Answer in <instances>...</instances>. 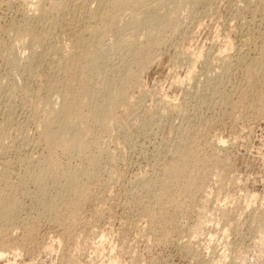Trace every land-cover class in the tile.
I'll list each match as a JSON object with an SVG mask.
<instances>
[{
  "label": "rangeland",
  "instance_id": "374dc122",
  "mask_svg": "<svg viewBox=\"0 0 264 264\" xmlns=\"http://www.w3.org/2000/svg\"><path fill=\"white\" fill-rule=\"evenodd\" d=\"M159 1L162 3L165 1L166 3H164V5L159 4ZM159 1L148 0L147 2L149 5L146 2V5L143 4L146 7L140 6L142 8L151 9L150 14L148 10L144 9V11L142 8L137 11L139 7L134 10H136V13L138 12L137 15L141 13L147 21L151 14V18L153 16L152 19H154L156 16H163V14H174L176 11L174 14L175 16L173 15V19L175 18L174 21L177 23L179 21L180 23L178 24L180 25L177 27L178 29L173 28L176 31L168 26L170 28L167 27L168 29L165 31V34L163 33V36L160 35L162 38L161 46H157L159 47L158 49L155 47L156 50L153 49L152 52L155 51L154 54L156 55H153L154 58L152 57V63L147 64L145 71L140 74L141 76L138 84L132 81L135 83L133 84L122 75L129 64L132 65L133 62H135V56H137V50L135 49H138L140 44L138 46L136 43L137 47L135 44L129 47L121 38H129V40L136 41V39H138L137 36L141 38L143 36L141 34L144 33V31L142 32V28L141 30L138 28L136 31L135 27L132 29V24H130L131 28L129 27V23L132 21L129 15L132 10L130 8L121 10V14L119 13L120 21L117 23L118 25L114 26L115 29H106L104 25L101 24L103 25L101 26L100 23L99 25L94 24L95 28L98 27L100 30L103 27V31H99L96 28L98 30L96 32L98 38L94 37V41L91 38L94 42V44H92V42L91 44L92 46L95 45L98 42L97 39H100L101 42L99 41L100 43H97L99 46H93L95 48L90 47V50L88 49V44V46L86 45V49L88 52L90 51L89 54L91 55L95 53L99 54L100 61L97 63L98 67L96 65L94 69L95 72L97 71V75L92 69V71L89 70V66L91 65H88V69L85 68L90 72L85 73L86 71L84 69V71L81 70L79 74L83 72V76L81 74L82 77L85 78L87 75V79L90 78L88 84H86L87 87H85L89 90L91 88V90L96 91V93H98L100 89L99 95H104L106 91H108L106 93L108 94L109 90H107V87H109L108 85H113L114 80V83H117L116 85L123 84L125 86L126 84L124 91L125 98L118 103L119 108L117 109H119V111L117 110L118 115H116L115 124H111L112 127H109L108 132L106 130L101 131V129L97 128L99 129L96 132L97 134L93 130V133L90 135L92 139L89 137L91 141L89 143L93 147L89 145L88 149L90 147L92 148H90V151L87 150V155L84 157H87L86 159L90 163L91 160H97L95 161L97 167L95 166L96 168H93V170L91 168L88 170L92 171V177H85L87 178L86 180L85 178L81 179L84 189L87 184L89 185H87L85 189L87 194L89 193V196L87 195V199L77 208L78 210L76 211L78 214H75L76 211L75 213L73 212V214L65 204L59 203L60 206L58 204L57 208L60 209L58 210L56 208L57 211L55 209V213L62 214L59 215L60 218H62L59 221L60 218L55 220L51 215L53 218L50 216L51 219H49V217L44 214L42 209L43 205L41 206V203L39 204L38 202L42 200V198L40 199V197H42L40 192L41 188L34 184V182L30 183L29 180H27L28 182L26 183V175H24V173L27 171V168L25 167L30 165V160L31 162L33 160L36 169L44 168V165L51 167V169L47 168L43 170L45 174L47 170V173L51 176L54 173L52 180L51 177L46 174L48 185L50 184L48 190L56 189L54 191H47V198L51 195L50 199H54L57 197L55 191L58 193V184L60 183L61 185L63 183L61 179H59L62 168H72L73 166V168L77 167L76 169H79L78 167L83 169L85 165H90V163L86 159H82V155H74L72 153L66 155V153L63 154L64 152L62 150L60 151L59 148L57 150L55 148H53L54 150L52 148L49 150L50 148L45 144L36 142L39 132L36 130L37 125L35 121L38 114L34 113V105L43 101V99H47L48 95L45 90L47 83L53 82L54 80H57L54 82H61L62 79L69 82L70 80L78 82L81 76L80 78L79 76L76 78L78 73L75 72L73 74V71H69L75 76L74 78L68 70L62 69L66 71V74L62 70H59L61 73H58L57 69L54 70L55 66L58 64L57 61L59 57L55 54L52 56L54 51L53 47L56 42L57 44L55 46H59L64 39V36L63 38L59 36L62 35L61 33L56 35L58 31H55L56 33L54 32L55 43L52 40L53 37L50 43L47 42L50 46L46 43L36 48L38 53H42L44 49L48 51L50 47L51 50L49 49V51L52 53L48 55L49 57L47 56V58L49 59L52 57L51 60L53 61V57L55 56L54 59L56 61L54 60L53 62L57 63L49 64V62H47L50 66L45 65L46 62L41 63L36 53V56L33 55V52L31 54V51L27 48L29 40L26 39L24 43L27 47L22 43L24 41H19V36L17 34H23L30 26H34L36 29H39V31L42 29L44 30V23L41 22L42 19L39 18L40 16L38 14L32 16L28 1L0 0V46H2L0 47V134L3 131V134L7 136L4 135L5 138H3V134L0 135L2 137H0L2 139V144H0V174L5 169L2 174L3 176L0 175V181L3 182H0V191L2 192L5 190L3 193L11 191L10 193L12 196L14 194L13 197H16L18 201L20 200L18 204L21 202V205H18L19 209L17 208L19 212L15 211L16 221L15 219L12 221L11 219L7 220L0 218L2 221L0 222V249L7 251L5 252L6 255L0 259V264H7V261H10L11 264H264V243H260L261 238L264 240V94L262 98L259 93L263 90L260 89L259 84L256 85L255 82H251L253 84H250V81L247 82L249 76L247 77L248 73L245 72L246 67H244V65L246 64L243 65L241 61L246 59V61L253 62L252 60L256 61L259 58L262 59V54H264V15L262 13L264 0L263 2L262 0H195L197 5L194 3V0H190L194 7V9L192 7L190 10H187V6L185 7L187 2H183V0H180V2H178L179 4L176 3L179 0H169L170 2H167L168 0ZM52 2L54 1L52 0ZM55 2L57 3L56 5ZM55 2L52 4L50 0V4H52L50 5L49 0H47L49 5L46 4V6L52 8L61 3L63 10L64 7L65 9L66 7L70 9L75 4H79L83 1L55 0ZM89 3L91 4V8H97L96 1L93 2L90 0ZM181 3L182 5H180ZM150 6L154 7L151 8ZM158 6H160V8ZM127 26L130 30L126 29ZM14 29L17 31V34ZM113 29L115 30L114 32ZM170 29H172V31H169ZM18 30L19 32L22 31V33H19ZM107 30H109L108 33H106ZM99 33L101 36H99ZM114 33L115 35L113 36ZM131 36L133 39H131ZM251 38L254 40H251ZM246 40L250 41L245 43ZM17 41H19L20 44ZM121 42L124 48L120 45V47L116 49L115 47L119 45L118 43L121 44ZM53 43L54 45H52ZM125 44L128 46L127 48ZM228 46L229 48L231 47L230 51L228 50ZM3 47L5 51H2ZM113 47L114 49L112 51ZM131 48L132 51H130ZM27 50L30 51L29 55ZM133 50H135V52ZM47 51L46 53H48ZM11 52L12 54H10ZM128 52H133L134 54L131 55ZM238 53L244 55L245 58L242 59L243 56ZM4 54L10 55V57H8V55L4 57ZM199 55H201V57ZM32 56H34L33 59L35 61H33ZM252 56L254 58H252ZM26 58L32 60L30 63L38 62V64H36V66L34 65L35 63L28 64L27 61L29 62L30 59L26 60ZM123 62L128 65L126 66ZM52 64L55 66H52ZM134 64L136 65V63ZM134 64L132 67H135ZM24 65L25 68L23 67ZM27 65L30 66L28 67L31 69L30 72H32L31 67L34 66V68H38H33L34 72L30 74L29 69L26 68ZM51 66L53 67L52 70L50 69ZM227 67H229V69ZM235 67H237V69ZM23 68L25 71H23ZM226 68L230 71H227ZM224 69L228 75L225 73ZM53 70L54 75L52 73ZM98 70H100L99 72L103 73V75H99L100 73ZM35 71L37 76L34 75ZM91 72L92 74H89ZM188 72H191L189 80L187 78ZM27 73L29 74V76L27 75L28 78L26 77ZM64 74L67 76L70 74L72 77L68 76L65 78L66 76ZM225 74L227 75L226 77L224 76ZM31 75L34 76L32 79ZM51 75L57 79L55 78L53 81H50L53 78ZM90 75H95V77L93 76V78ZM98 75L99 79H97ZM103 76H106V78ZM184 77L186 79H184ZM68 78L71 79L69 80ZM100 78H105L107 83ZM262 78L264 80V77ZM48 79L50 80L48 81ZM107 79H111L109 81L110 83ZM183 79L184 81H182ZM102 81L103 83L100 84L99 82ZM104 82L109 84L106 86ZM75 84L78 85V83L73 82V86L76 88L77 85ZM93 84H95V86L101 85L103 90L98 86V88H96ZM23 85L26 86L24 87ZM44 85L46 86L44 87ZM212 85L214 86L213 88L211 87ZM235 85H237L236 88H234ZM249 85L250 87L248 88ZM252 85L257 88L255 87V89ZM20 86L24 88V92L26 89V91H29L32 95H36H34L35 98L31 97L33 101L35 100L34 102L31 101L30 97H28L29 99L24 98L25 96L23 97V89L20 90ZM28 87H30V90H27ZM41 87L44 90H42ZM86 88H84V92L89 91ZM257 89L260 91L258 92ZM78 91H81L79 94L84 93L82 90ZM38 94H41V96H38ZM20 95H22V97ZM223 95H227L231 101L228 100L227 96L223 97ZM246 95L248 97H246ZM259 95L262 99H260ZM37 97H39L38 99L41 101L37 100ZM225 97L228 101H225ZM243 97H246L245 102L248 103L243 101ZM221 98H223V100H221ZM54 99L55 97L52 98V100ZM257 100H259L260 103ZM30 101L33 102V105H31ZM221 101H225V103ZM251 102L252 104H250ZM220 103L223 104V107H220L222 106ZM229 105H231V107ZM32 106H34L33 110H31ZM40 110L39 113L40 116H42L43 112ZM87 112H89V110H87ZM98 133H101L100 135L102 136ZM94 137H98V140ZM92 141L93 143L94 141L96 142L95 145H93ZM183 147L185 151H189L190 148L188 147H191L192 150L189 152L197 154V157L194 155L196 158L195 161H189V167L192 169L195 164H198L196 167L201 169L200 182L202 184L198 182L201 187H199V190L195 193L193 192L194 196L192 198L195 199L184 196V188L181 187V183H171L174 186L170 184L171 188L168 187L169 190L168 188L167 190L166 188L163 189L162 185L163 182L168 179L166 172H163L165 171L163 169L166 168L164 166L171 164V162L176 159L175 157H181L178 156L181 153L179 154L177 151L183 153ZM186 147L188 148L187 150ZM179 148H183V150ZM96 150H98L97 153ZM50 152L51 156L47 158ZM56 153L59 156L56 155ZM93 154L96 155V157ZM71 155H74L73 158ZM173 156L175 157L173 158ZM94 158L96 159L94 160ZM55 160L58 166H56V162L54 163ZM35 161L40 163L38 167ZM44 161H49L48 163L50 164L47 163L42 165L41 163ZM84 161H87V163H84ZM6 162L7 164H4ZM203 163H205V165ZM162 164L164 166H162ZM61 166L63 167L61 168ZM52 167H56L55 171ZM189 167L188 169L190 170ZM214 169H216V171ZM208 170L210 173H208ZM93 171H95L96 174ZM202 173L205 175L202 176ZM163 174H166V177L164 176V178H166L165 180ZM2 177L8 178L5 179ZM21 177L22 180L24 179V183L22 180V182L20 181ZM157 177H159L158 179H162H155L156 182L154 178ZM3 179H5V181ZM49 179L52 182H50ZM142 181H145V183H141ZM147 181L152 182V184ZM13 182L14 184H12ZM52 183H56V185ZM153 183H156L157 186L153 185ZM150 184L153 186H151L152 188L149 186ZM23 185L27 188L25 189ZM53 186L55 188H53ZM7 189L10 190L7 191ZM36 189L38 190L36 191ZM159 189L162 194L159 193ZM13 190L15 191L14 193ZM165 190L169 192L167 195ZM38 192H40V194ZM149 192L152 194H149ZM34 193L39 197L36 198L37 195ZM54 194L56 197H54ZM33 196H36L35 199ZM156 197L161 199H157ZM185 197L187 203L184 201ZM187 199H191V201H187ZM35 200H38V204ZM148 200L152 201L148 203V205L151 204L152 206L150 205V207H153V209L146 207L147 202H149ZM179 202L181 204H179ZM154 204L157 205L155 206ZM63 206L65 207L63 208ZM160 207L162 208L160 209ZM148 208L150 209L148 210ZM62 209L64 210L63 213L60 212ZM157 211L162 213L160 217ZM153 212H157V215L153 214ZM163 212L165 216H167H164L166 219L162 217L164 214ZM39 214H41L42 217H46L42 218ZM148 214L153 215L154 219L151 215L149 217ZM63 216L65 217L63 218ZM73 217L76 221H74ZM157 217L159 219H157ZM198 217H200L203 222ZM151 218L160 221V223L153 221ZM161 218L164 222H167L164 223L160 220ZM10 221L14 227L11 225ZM198 221L203 224L201 225L202 229L199 225L201 223ZM196 222H198V224ZM156 223L157 225L159 224L160 227H157ZM195 224L197 226L199 225L202 230L200 234H197L198 236L194 234V229L196 228ZM224 229L228 230V233L226 232V237L222 236L223 232L226 231Z\"/></svg>",
  "mask_w": 264,
  "mask_h": 264
},
{
  "label": "bare ground",
  "instance_id": "6f19581e",
  "mask_svg": "<svg viewBox=\"0 0 264 264\" xmlns=\"http://www.w3.org/2000/svg\"><path fill=\"white\" fill-rule=\"evenodd\" d=\"M25 1H28L29 2V9L32 11V16H34V15H36V14H38L40 17L39 18H41L42 19V23H44V30L42 29V30H40L39 31V29H36L34 26H30V28H27L25 31H24V28H23V31H24V33L23 34H17V31H15V29H14V31L16 32V34L19 36L18 38H19V41L21 42V41H24V42H22L23 44L25 43V40L27 39V40H29V44H27L28 45V47L24 44V46H26L27 48H28V50H30L31 51V54H32V52H33V55H35L36 56V54H37V58H38V60L41 62V63H44V62H46V64L45 65H48V66H50L49 64L50 63H55V62H53L55 59H54V57H53V61L51 60L52 59V57L51 58H47V56L48 55H50L51 53H50V51H49V49H50V47H49V49H48V51L47 50H43L42 51V53L40 52V53H38L37 51H36V48H37V46H43L44 44H46L47 42L48 43H50V40L55 36V34H54V32L56 31H58L57 33H56V35L58 34V33H61L62 35H59V36H62V38H63V36H64V39L62 40V43H60V45L59 46H55L56 44H57V42H56V44L54 45V39H55V37L52 39L53 40V44L52 45H54V47H53V54H52V56L55 54V55H57L58 57H59V59L57 58V56H56V58L58 59V61H57V63H55V64H57L56 66L54 65V64H52V66H55V68H54V70L55 69H57L58 70V73L60 72L59 70H62V69H64V70H68V72L69 71H73V74L75 73V72H77L78 74H77V76H76V78H78V76H79V78H80V76H81V74L83 73H81V74H79L80 72H81V70H83L84 71V69L85 68H87L88 67V65H91V66H89L90 67V69L89 70H93L94 71V69H95V66L97 65V63H99V61H100V57H99V54H94V55H91V54H89V52H88V50L86 49V47L88 46V44H89V50H90V47H93V46H97L98 44V42L100 41V39H97L98 40V42H97V40H96V44L95 45H93L92 46V44H94V37L96 38L98 35H97V31L99 30V31H103V27H102V29L100 30V29H98V27H96L95 28V25L94 24H98L99 25V23H100V25L101 24H103L104 25V27L107 29V28H109V29H111V28H114V26H116V25H118L117 23L120 21L119 19H120V15H119V13L121 14V10H123L124 8H130L132 11L130 12V18H131V22L129 23V27L131 26L130 24H132L133 26H131L132 27V29H133V27H135V29H136V31H137V29L138 28H140L139 30H141V28L143 29L142 30V32L144 31V33H142L141 35H143L141 38H139L138 36H137V38L138 39H136V41H134V40H129V38L128 39H122L121 38V40L122 41H125V43L127 44V45H129V47L131 46L132 47V45H134L135 44V46L137 47V45H136V43L138 44V46H139V44H140V46H139V48L138 49H135V50H137L136 51V53H137V56H135L136 58H135V62H133V64L134 63H136V65H135V67H132V65H130L129 64V66H131V67H127V69L123 72V76H125V78H127V80H130L131 82L133 81V82H135V83H139V78H140V74L142 73V72H144L145 71V69H146V67H147V64H149V63H152L151 62V60H152V57H153V55H156V54H154L155 53V51L154 52H152L153 51V49H155V47H157V46H159L160 44H161V42H162V38L160 37V35H162L163 33L165 34V31H167V29L168 28H177V27H179V25L180 24H178V23H180L179 21H178V23L176 22V21H174V19H173V15L176 13V11H175V13L174 14H170V13H168V14H163V16H156L154 19H152L153 18V16H152V18H151V15H150V17H149V20L147 21L146 20V18L145 17H143V15H141V13H140V15H137V13L135 12L136 10H134L135 8H138L139 7V9L137 10V11H139L140 10V8H142V7H140V6H145L146 5V2L148 1V0H91V1H96V3H97V8L96 9H93V8H91L90 7V3H89V1L90 0H82L83 2H80L79 4L77 3V4H75L74 6H72V8H70L69 9V7H66V9H65V7L63 8V10H62V5H61V3H60V5L58 4L57 6H54V7H52V8H50V7H48V6H46V4H48L47 3V0H25ZM54 2H55V0H53ZM73 1V0H72ZM150 1V0H149ZM159 1V0H158ZM163 1V0H162ZM167 1V0H166ZM172 1H175V0H172ZM171 1V2H172ZM182 1V0H181ZM184 1H186L187 3H186V5H185V7L187 6V10L189 9H191L192 7H193V4H192V2H190V0H183V2ZM191 1H193V0H191ZM200 1V0H199ZM199 1H197V2H199ZM250 1V0H249ZM54 2H52V0H51V3L53 4ZM59 2V1H58ZM160 2V1H159ZM167 2H170L169 0L167 1ZM178 2H180V0L179 1H177L176 3H178ZM182 2V3H183ZM262 2H263V0H262ZM74 3H75V1H74ZM164 3H166L165 1H163V3L162 2H160L159 4H163L164 5ZM173 4H175L174 2H172ZM182 3L180 4V5H182ZM194 3H196V1L194 0ZM49 4H50V0H49ZM48 4V5H49ZM52 4H50V5H52ZM57 3L55 2V5H56ZM143 4H145V5H143ZM147 4H148V2H147ZM179 4V3H178ZM185 4V3H184ZM201 4V3H200ZM259 4V3H258ZM258 4H257V6H258ZM264 4V3H263ZM65 5V4H64ZM149 5V4H148ZM152 5V4H151ZM196 5H197V3H196ZM27 6V5H26ZM167 6V5H166ZM178 6V5H177ZM176 6V7H177ZM195 6V5H194ZM146 7V6H145ZM142 8L143 10L144 9H146V8ZM151 7V6H150ZM152 7H154V6H152ZM151 7V8H152ZM159 8H160V6H158ZM173 7V6H172ZM171 7V8H172ZM179 7V6H178ZM263 7V6H262ZM147 8H149V7H147ZM175 8V7H174ZM240 8V7H239ZM258 8V7H257ZM141 9V10H142ZM155 9H157V8H155ZM193 9H194V7H193ZM193 9H192V11H193ZM256 9V8H255ZM27 10V9H26ZM146 10H148L149 11V14H150V10L151 9H146ZM159 10V9H158ZM262 10V9H261ZM263 10H264V7H263ZM263 10H262V13H263V15H264V12H263ZM145 11V10H144ZM186 11V10H185ZM192 11H189V12H192ZM259 11V10H258ZM152 12H154V11H152ZM156 12V11H155ZM188 12V13H189ZM33 13H35V14H33ZM143 14L145 13V12H142ZM157 13V12H156ZM155 13V14H156ZM146 14V13H145ZM148 14V13H147ZM158 14V13H157ZM190 14V13H189ZM192 14V13H191ZM252 14V13H251ZM254 14V13H253ZM259 14V13H258ZM153 15H154V13H153ZM159 15V14H158ZM149 16V15H148ZM175 16V15H174ZM36 17V16H35ZM255 17V16H254ZM37 18H38V16H37ZM36 19V18H35ZM28 20V19H27ZM39 21V20H38ZM23 22H25V21H23ZM40 22V23H41ZM27 23V22H26ZM42 23H41V25H42ZM29 24V23H28ZM103 25H101V26H103ZM40 26V25H39ZM43 26V25H42ZM168 26H170V27H168ZM243 26V25H242ZM117 27H119V26H117ZM128 26H127V28L126 29H128L129 28ZM130 27V28H131ZM168 27V28H167ZM19 28V27H18ZM41 28V27H40ZM43 28V27H42ZM104 28V29H105ZM181 28V27H180ZM19 29H21V28H19ZM105 29V30H106ZM115 29V28H114ZM113 29V32L115 31ZM172 29H170L169 31H172ZM178 29V28H177ZM182 29V28H181ZM17 30V29H16ZM104 30V31H105ZM120 30V29H119ZM128 30H130V29H128ZM173 30H175V29H173ZM135 31V30H134ZM176 31V30H175ZM11 32V31H10ZM18 32H19V30H18ZM109 32V30H107V32L106 33H108ZM111 32V31H110ZM116 32H117V30H116ZM19 33H22V31L21 32H19ZM101 33V32H100ZM99 33V34H100ZM132 33V32H131ZM141 33V32H140ZM170 33V32H169ZM246 33V32H245ZM105 34V33H104ZM104 34H102V35H104ZM128 34V33H127ZM15 35V34H14ZM115 35V33L113 34V36ZM125 35V34H124ZM123 35V36H124ZM99 36H101V34L99 35ZM163 36V35H162ZM167 36V35H166ZM58 37V36H57ZM56 37V40L58 39ZM104 37V36H103ZM132 37V36H131ZM227 37H229V36H227ZM91 38H92V40H91ZM98 38V37H97ZM246 38V37H245ZM253 38V37H252ZM251 38V40H254V39H252ZM59 39H60V37H59ZM102 39V38H101ZM120 39V38H119ZM131 39H133V37L131 38ZM166 39V38H165ZM248 39V38H247ZM250 39V38H249ZM257 39H258V37H257ZM51 40V41H52ZM61 40V39H60ZM120 40V41H121ZM230 40V39H229ZM14 41V40H13ZM19 41H17L18 43H19ZM58 41V40H57ZM163 41H164V39H163ZM250 40H246L245 41V43L246 42H249ZM263 41V40H262ZM27 42V41H26ZM91 42H92V44H91ZM101 42V41H100ZM99 42V43H100ZM119 42V41H118ZM231 42V41H230ZM21 43V44H22ZM47 43V44H48ZM228 43V42H227ZM256 43V42H255ZM20 44V43H19ZM18 44V45H19ZM22 44V45H23ZM102 44V43H101ZM117 44V43H116ZM119 44V45H118ZM117 45V47H115L116 49H118L119 47H120V45H122V42H121V44L120 43H118ZM123 44H124V42H123ZM126 44H125V46H126ZM164 44V43H163ZM263 44H264V42H263ZM21 45V46H22ZM49 46H50V44H48ZM51 45V46H52ZM87 45V46H86ZM91 45V46H90ZM228 45H230V44H228ZM244 45V44H243ZM99 46V45H98ZM123 46V48H124V45H122ZM161 46V45H160ZM227 46V45H226ZM226 46H225V48H226ZM232 46V45H231ZM264 46V45H263ZM0 47H2V46H0ZM14 47V46H13ZM25 47V48H26ZM47 47V46H46ZM95 47H93V48H95ZM128 46H126V48H127ZM15 48V47H14ZM26 48V49H27ZM48 48V47H47ZM46 48V49H47ZM52 48V47H51ZM125 48V49H126ZM159 47H157V49H158ZM224 48V47H223ZM222 48V49H223ZM228 48H229V46H228ZM231 48V47H230ZM230 48L228 49L229 51H230ZM113 49H114V47L112 48V51H113ZM246 49V48H245ZM4 50V47H3V49H2V51ZM27 50V51H28ZM51 50V49H50ZM127 50H129V49H127ZM135 50H133L134 52H135ZM156 50V49H155ZM240 50V49H239ZM251 50V49H250ZM261 50H263V49H261ZM5 51V50H4ZM30 51H28V55H29V53H30ZM46 51L48 52V53H46ZM117 51V50H116ZM130 51H132V48H131V50ZM209 51V50H208ZM227 51V50H226ZM226 51H224L225 53H227ZM248 51V50H247ZM252 51V50H251ZM6 52H7V50H6ZM10 52V51H9ZM9 52H8V54H9ZM223 52V53H224ZM240 52H241V50H240ZM262 52V51H261ZM13 53H15V52H13ZM36 53V54H35ZM91 53H93V52H91ZM128 53H130V52H128ZM205 53V52H204ZM225 53H224V55H225ZM8 54H4L3 56L5 57L6 55H8ZM10 54H12V52L10 53ZM30 54V55H31ZM131 55L132 54H134L133 52L132 53H130ZM220 54V53H219ZM238 54H240V53H238ZM27 55V56H28ZM91 55V56H90ZM120 55H121V53H120ZM124 55H126V54H124ZM131 55H130V58H131ZM201 55H202V53H201ZM201 55H199L200 57H201ZM223 55V56H224ZM237 55V54H236ZM241 55V54H240ZM248 55V54H247ZM263 56H262V59H258V60H256V61H254V60H252L253 62H249L248 60L246 61V59H243V58H245V56L244 55H241V56H243L242 57V59L243 60H241L243 63V65L244 64H246V65H244V67H246V71L245 72H247L248 74H247V77L249 76V79H247V82L248 81H250V84H253V83H251V82H255V84L257 85V84H259V86H260V89L261 90H263L264 91V80H263V78L262 77H264V54H262ZM127 56V55H126ZM129 56V55H128ZM239 56V55H238ZM261 56V55H260ZM7 57V56H6ZM8 57H10V55H8ZM29 57V56H28ZM33 57L34 56H32V59H33ZM49 57V56H48ZM124 57V56H123ZM122 57V58H123ZM202 57H203V55H202ZM3 58V57H2ZM14 58V57H13ZM13 58H12V60H13ZM17 58H18V56H17ZM154 58V57H153ZM156 58V57H155ZM239 58H240V56H239ZM252 58H254L253 56H252ZM28 59H30V58H26V60H28ZM123 59H125V58H123ZM123 59H121V60H123ZM219 59V58H218ZM10 60V59H9ZM15 60V59H14ZM21 60V59H20ZM131 60L133 61V59L131 58ZM223 60H225V59H223ZM30 61H32L31 59L29 60V62L27 61V63L29 64L30 63ZM33 61H35L34 59H33ZM56 61V60H55ZM126 61V60H125ZM129 61V60H128ZM131 61V62H132ZM210 61V60H209ZM213 61V60H212ZM238 61V60H237ZM240 61V60H239ZM10 62V61H9ZM36 62H37V60H36ZM39 62V63H40ZM47 62H49V64L47 63ZM16 63V62H15ZM33 64L35 63V62H32ZM32 63H30V64H32ZM90 63V64H89ZM124 63V62H123ZM123 63H121V64H123ZM126 63H128V62H126ZM239 63H241V62H239ZM17 64V63H16ZM16 64H14V65H16ZM36 64H38V62L37 63H35L34 65L36 66ZM125 64V63H124ZM44 65V64H43ZM85 65V66H84ZM126 65V64H125ZM128 65V64H127ZM126 65V66H127ZM229 65H230V63H229ZM237 65V64H236ZM19 66V65H18ZM39 66H40V64H39ZM51 66V70H52V67ZM124 66V65H123ZM122 66V67H123ZM125 66V67H126ZM24 68H25V65L23 66ZM28 67H30V66H26V68H28ZM97 67H98V65H97ZM96 67V68H97ZM231 67V66H230ZM233 67V66H232ZM23 68V69H24ZM32 68V72H30L31 71V69L30 68H28L29 69V72H30V74H33V70L36 68H34V66L33 67H31ZM34 68V69H33ZM38 68V67H37ZM36 68V69H37ZM48 68V67H47ZM100 68V67H99ZM98 68V69H99ZM124 68V67H123ZM228 69H229V67H227ZM226 68V69H227ZM236 69H237V67H235ZM44 69H45V67H44ZM88 69V68H87ZM116 69V68H115ZM193 69V68H192ZM227 69V71H230V70H228ZM233 69V68H232ZM50 70V71H51ZM54 70H53V75H54ZM64 70H62V71H64ZM87 71L86 69H85V73H87V72H90V71ZM91 70V71H92ZM225 70V69H224ZM239 70H240V68H239ZM23 71H25V69L23 70ZM37 71V70H36ZM36 71H35V74L34 75H36ZM46 71V70H45ZM100 70H98V72H99ZM191 71V70H190ZM28 72V71H27ZM66 71H64V73H65ZM95 72V71H94ZM97 72V71H96ZM96 72H95V74H96ZM192 72V71H191ZM191 72H188L187 73V75H188V80L190 79V77H191ZM208 72V71H207ZM221 72H223V71H221ZM61 73V72H60ZM70 73V72H69ZM100 73V72H99ZM122 73V72H121ZM124 73H125V75H124ZM225 73H226V70H225ZM51 74V73H50ZM56 74V73H55ZM66 74V73H65ZM64 74V75H65ZM74 78H75V76L72 74V73H70ZM70 74H68V76H70V77H72ZM84 74V73H83ZM83 74H82V76H83ZM89 74H92V72L91 73H89ZM88 74V75H89ZM220 74V73H219ZM227 75H228V73H226ZM224 75L225 77L227 76V75ZM242 74V73H241ZM246 74V73H245ZM27 75L29 76V74L27 73L26 74V77H27ZM59 75V74H58ZM63 75V74H62ZM86 75V74H85ZM97 75V74H96ZM99 75H103V73H100ZM99 75H98V78H97V76H96V78L97 79H99ZM23 76V75H22ZM37 76V75H36ZM56 76V75H55ZM66 76V77H65ZM64 77L65 78H67L68 76L67 75H65ZM81 76V78H80V80L78 79V82L77 81H75V80H73V81H71L69 78V80H70V82L69 81H66L65 79V81L62 79H60L61 80V82H54V81H57V80H54L53 81V79H55L54 78V76H52L51 75V77H53L52 78V80H50L51 79V77H50V79H48V81L50 80V81H53V82H49V83H47V86L46 85H44V87L46 86V94L48 95V97L46 96V94H45V96L47 97V99H46V97H45V99L46 100H44L43 99V101H41V100H39L38 98L39 97H37V100H39V101H41V102H39V103H36L34 106H32V109L31 110H33V107H34V113H36V114H38V116H36V121H35V123H36V125H37V131L39 132V135H38V137H37V139H36V142L37 143H43V144H45L48 148H50L49 150H51V148L53 149V148H55L56 150L59 148L60 149V151L62 150L64 153L63 154H65L66 153V155H68V154H76V155H82L83 157L84 156H86L87 154H86V152H87V150H89L90 151V148H92L93 146L89 143V142H91L90 140H89V137L91 138V134L93 133L92 131L94 130L95 131V133L99 130V129H101V131L102 130H106L107 132H108V130H109V127H112V125L111 124H113L114 123V121L116 120V115H118L117 114V112L119 111V109H117V108H119V106H118V103L119 102H121L120 100H122L123 101V98H125V94H124V91H125V86H126V84H125V86L121 83L122 81L120 80V83L122 84V85H116L115 83H114V81H113V85H108L110 82V80H108L107 79V81L109 82L108 84H106L107 82H106V80H105V78H106V76H103V77H105L104 79H101V80H105V82H104V84L107 86H109V87H107L108 89L107 90H109V93L108 94H106L108 91H106V95L104 94V95H99L98 93H100V91L98 90V89H96V88H98V87H101V89H102V86L100 85V86H95V84H98L97 82L95 83V84H93L96 88V90H98V93H96V91H92L91 90V88H90V90L88 89V88H86L87 87V85L86 84H88V80L90 79V78H88L87 79V75L85 76V78L84 77H82ZM90 76H94L95 77V75H90ZM194 76V75H193ZM32 77H34V76H32L31 75V79H32ZM49 77V76H48ZM62 77V76H61ZM93 77V78H94ZM101 77V76H100ZM221 77V76H220ZM245 77H246V75H245ZM246 77V78H247ZM28 78V77H27ZM246 78H245V80H246ZM25 79V78H24ZM29 79H30V77H29ZM57 79V78H56ZM73 79V78H72ZM184 79H186L185 77H184ZM184 79L182 80V81H184ZM226 79V78H225ZM262 79V80H261ZM36 80V79H35ZM46 80H47V78H46ZM93 80V79H92ZM91 80V81H92ZM96 80V79H95ZM123 80V79H122ZM126 80V79H125ZM24 81V80H23ZM27 81H29V80H27ZM31 81V80H30ZM59 81V80H58ZM90 81V82H91ZM97 81V80H96ZM100 81V80H99ZM103 81L102 82H99L100 84L101 83H103ZM185 81H187V80H185ZM35 82V81H34ZM73 82H76V83H78V85L77 84H75V85H77V87L75 88V86H73ZM89 82V83H90ZM93 82V81H92ZM112 82V81H111ZM128 82V81H127ZM126 82V83H127ZM130 82V83H131ZM132 82V83H133ZM208 82V81H207ZM241 82V81H240ZM246 82V83H247ZM119 83V84H120ZM129 83V82H128ZM135 83H133V84H135ZM242 83V82H241ZM112 84V83H111ZM115 84V85H114ZM217 84V83H216ZM28 85V84H27ZM92 85V84H91ZM103 85V84H102ZM214 85V84H213ZM211 86L212 88L214 87V86ZM221 85V84H220ZM246 85H248V84H246ZM24 87L26 86V85H23ZM43 86V85H42ZM86 86V87H85ZM222 86V85H221ZM236 86L237 85H235V87L234 88H236ZM254 85H252V87H253ZM22 86H20L19 88H20V90L21 89H23L21 92H22V94H23V97L24 98H26V99H29L28 97H32V98H35L34 97V95H32L29 91H26V89H25V92H24V88H21ZM112 89H111V88ZM246 87V86H245ZM250 87V85L248 86V88ZM256 86H254V88H255ZM84 88H86L87 90H89V91H86V92H84ZM93 88V87H92ZM105 88V87H104ZM110 88V89H109ZM215 88H216V85H215ZM214 88V89H215ZM231 88V87H230ZM238 88V87H237ZM253 88V89H254ZM257 88V87H256ZM255 88V89H256ZM41 89H42V87H41ZM85 89V90H86ZM218 89V88H217ZM225 89V88H224ZM19 90V91H20ZM27 90H30V87H28L27 88ZM42 90H44V89H42ZM78 90H82V92H84V93H82V94H79V92H81V91H78ZM103 90V89H102ZM105 90H106V88H105ZM105 90H104V92H105ZM216 90V89H215ZM236 90V89H235ZM234 90V91H235ZM241 90V89H240ZM243 90V89H242ZM258 90V89H257ZM256 90V91H257ZM209 91V90H208ZM213 91V90H212ZM260 90H258V92H259ZM263 91L262 92H260L259 94L261 95V97L263 96ZM77 92H78V94H77ZM250 92V91H249ZM248 92V93H249ZM252 92H253V90H252ZM255 92V91H254ZM4 93H5V91H4ZM17 93V92H16ZM37 93V92H36ZM44 93V92H43ZM103 93V92H102ZM101 93V94H102ZM209 93V92H208ZM211 93V92H210ZM248 93H247V95H248ZM251 93V92H250ZM255 93H257V92H255ZM254 93V94H255ZM220 94H222V93H220ZM258 94V93H257ZM217 95V94H216ZM239 95V94H238ZM246 95V97H248ZM260 95H259V97H260ZM21 97H22V95H20ZM36 96V95H35ZM38 96H41V94L39 95L38 94ZM208 96V95H207ZM213 96H214V94H213ZM224 96H227V95H223V97ZM7 97H8V95H7ZM14 97V96H13ZM20 97V98H21ZM53 97H55V99L54 100H52V98ZM231 97V96H230ZM245 97V98H246ZM252 97V96H251ZM260 97V99H262ZM23 98V99H24ZM31 98V101H33V99ZM41 98V97H40ZM44 98V97H43ZM226 98V97H225ZM227 98H228V96H227ZM227 98H226V100L225 101H228V100H230L231 101V99H229L228 98V100H227ZM244 98V97H243ZM245 98L243 99V101L245 102L246 100H245ZM257 98V97H256ZM11 99V98H10ZM23 99H22V101H23ZM42 99V98H41ZM240 99H241V97H240ZM258 99V98H257ZM259 99V100H260ZM221 100H223V98H221ZM259 100H257L258 102H259ZM29 101V100H28ZM30 101V102H31ZM35 101V100H34ZM33 101V102H34ZM207 101V100H206ZM205 101V102H206ZM225 101H221V102H224L225 103ZM250 101V100H249ZM262 101V100H261ZM27 102V101H26ZM33 102H31V105H33ZM37 102V101H36ZM220 102V101H219ZM233 102H235V101H233ZM232 102V103H233ZM238 102H241V101H238ZM253 102V101H252ZM252 102L250 103V104H252ZM29 103V102H28ZM236 103V102H235ZM245 103H248V102H245ZM260 103V102H259ZM220 104H222V103H220ZM229 104V103H228ZM227 104V105H228ZM240 104V103H239ZM38 105V106H37ZM121 105V104H120ZM242 105H243V103H242ZM29 106V105H28ZM118 106V107H117ZM230 107H231V105H229ZM246 106V105H245ZM220 107H223V104H222V106H220ZM219 107V108H220ZM224 107H226V106H224ZM252 107V106H251ZM260 107V106H259ZM11 108V107H10ZM29 108V107H28ZM233 108V107H232ZM246 108V107H245ZM245 108H243V109H245ZM257 108V107H256ZM40 109H42V110H40ZM252 109V108H251ZM255 109V108H254ZM253 109V110H254ZM13 110V109H12ZM30 110V111H31ZM39 110L40 111H42L43 113H42V116H40V113H39ZM87 110H89V112H87ZM118 110V111H117ZM222 110V109H221ZM257 110V109H256ZM262 110V109H261ZM231 111V110H230ZM235 111H236V109H235ZM260 111V110H259ZM263 111V110H262ZM10 112V111H9ZM88 114H87V113ZM225 112V111H224ZM32 113H33V111H32ZM33 113V114H34ZM231 113V112H230ZM229 113V114H230ZM256 113V112H255ZM260 113V112H259ZM226 114V113H225ZM240 114V113H239ZM261 114V113H260ZM35 117V116H34ZM255 117V116H254ZM118 122V121H117ZM115 124V123H114ZM111 125V126H110ZM117 125V124H116ZM115 125V126H116ZM21 127V126H20ZM2 128V127H1ZM97 128H99V129H96ZM18 129V128H17ZM111 129V128H110ZM202 129V128H201ZM6 133V132H5ZM26 133V132H25ZM104 133H105V131H104ZM3 134V131L1 132V134L0 135H2ZM97 134V133H96ZM99 135L101 134V133H98ZM103 134V133H102ZM5 134H3V138H5V136H4ZM25 135V134H24ZM94 135V134H93ZM98 135V136H99ZM100 136H102V135H100ZM99 136V137H100ZM1 137V136H0ZM7 137V136H6ZM25 137V136H24ZM2 138V137H1ZM0 138V144H2L1 143V139ZM28 138V137H27ZM95 138V137H94ZM98 138V137H97ZM97 138H95V139H97ZM7 139V138H6ZM33 139V138H32ZM92 139V138H91ZM98 140V139H97ZM188 140V139H187ZM187 140H186V142H187ZM219 140V139H218ZM217 140V141H218ZM96 141V140H95ZM94 141V143H93V141H92V143H93V145H95V142ZM184 141V140H183ZM222 141V140H221ZM3 142V141H2ZM5 142V141H4ZM24 142V141H23ZM27 142V141H26ZM35 142V141H34ZM180 142V141H179ZM219 142V141H218ZM223 142V141H222ZM19 143V142H18ZM28 143V142H27ZM181 143V142H180ZM190 143H191V141H190ZM220 143V142H219ZM29 144V143H28ZM197 144V143H196ZM221 144V143H220ZM224 144V143H223ZM26 145V144H25ZM89 145H91L92 147H90L89 149H88V147H89ZM98 145V144H97ZM191 145V144H190ZM1 146V145H0ZM39 146V145H38ZM159 146V145H158ZM180 146V145H179ZM188 146V145H187ZM212 146V145H211ZM26 147V146H25ZM24 147V148H25ZM31 147V146H30ZM97 147V146H96ZM176 147H178V146H176ZM176 147H174V148H176ZM198 147V146H197ZM2 148H3V145H2ZM6 148V147H5ZM19 148V147H18ZM45 148V147H44ZM43 148V149H44ZM184 148V147H183ZM183 148H181L182 150H183ZM188 148H190L189 149V151H191L192 150V148L191 147H188ZM187 147H186V150L188 149ZM28 149V148H27ZM155 149V148H154ZM180 149V148H179ZM180 149V150H181ZM197 149V148H196ZM0 150H1V148H0ZM29 150V149H28ZM54 150V149H53ZM97 151L98 150H96V153H97ZM173 151H175V150H173ZM177 151V150H176ZM189 151H185V148H184V152L182 153V152H180V151H177V152H179V154L180 155H178V156H181V157H175V156H173V158L175 157L176 159H174L173 160V158H172V162H171V164H169L168 166H164L163 164H162V166H164V167H166L165 169H163V170H165V171H163L164 173L166 172V174H167V178L168 179H166V178H164V176L166 175H164L163 174V178H164V180L166 179V181L165 182H163V189H165L166 188V190H167V188L168 187H170V184L171 183H175V184H177V183H181L182 185H181V187H183L184 188V196H187V197H189V198H192L193 196H194V193L197 191V190H199V187H201V185L199 186V184H198V182H200L201 180V169L200 168H198V167H196V165H198V164H195V166H193L192 167V163H191V167H192V169L189 167V161L190 160H193V161H195L196 160V158H195V156L197 155L195 152H193V153H195V154H192L191 152H189ZM19 152V151H18ZM61 153V152H60ZM95 153V154H96ZM171 154H172V152H170ZM174 153V152H173ZM200 153V152H199ZM198 153V154H199ZM48 154V153H47ZM170 154V155H171ZM176 154H178V153H176ZM175 154V155H176ZM46 155V154H45ZM55 155V154H54ZM56 155H58L57 153H56ZM65 155V156H66ZM73 155V156H74ZM91 155H92V153H91ZM94 155V154H93ZM97 155V154H96ZM96 155H94L95 157H96ZM172 155H174V154H172ZM195 155V156H194ZM26 156V155H25ZM41 156V155H40ZM50 156H51V152H50V155H49V157H47V158H50ZM59 156V155H58ZM70 156V155H69ZM73 156L71 155V157L73 158ZM81 156V157H82ZM201 156V155H200ZM1 157V156H0ZM29 157V156H28ZM44 157V156H43ZM57 157V156H56ZM80 157V156H79ZM82 157V159H86L87 157H84L83 158ZM197 157V156H196ZM23 158V157H22ZM54 158V157H53ZM78 158V157H77ZM90 158V157H89ZM220 158V157H219ZM37 159V158H36ZM43 159V158H42ZM45 159H46V157H45ZM51 159H52V157H51ZM56 159V158H55ZM75 159V158H74ZM82 159H80V160H82ZM91 159V158H90ZM93 159V158H92ZM96 158H94V160H95ZM214 159V158H213ZM225 159V158H224ZM5 160V159H4ZM57 160V159H56ZM56 160L54 161V163L56 162ZM87 160V159H86ZM164 160V159H163ZM218 160V159H217ZM29 161V160H28ZM38 161L40 162V160L38 159ZM70 161V160H69ZM83 161V160H82ZM88 161V160H87ZM87 161H84V163L86 162L87 163ZM95 161H97V160H95ZM95 161H93V160H91V163H90V165H88V167L86 168V166L87 165H85L84 166V168L82 169H80V167H78L79 169H76V168H73V166H72V168L70 167H68V168H64L63 166H61V168H62V170H61V173H60V178L59 179H61V181L63 182L61 185H60V183L58 184V186H59V188H57V191H58V193L55 191V193L57 194L56 196H55V194H54V197H56V198H54V199H50V196L51 195H49L48 196V198H47V191H50V190H56V189H50V190H48V188H50V184L48 185V181L46 180V179H48V178H46V174H48L47 172V170H46V174L44 173V170L43 169H51V167L50 166H47V165H44V164H47L48 162L47 161H44L43 163H41L42 165H44L43 167L44 168H41V169H36V166H35V164L33 163V160H32V162H31V160H30V163L29 162H27V163H29L30 165H28V166H26L25 168H27L25 171V173H24V175H26V178H25V180H26V183L28 182L27 180H29L30 181V183H33L34 182V184H36L37 186H40V192H41V196L42 197H40V199L42 198V200H40V201H38V200H35V202L38 204V202H39V204L42 206L43 205V211H44V214H46L48 217H49V219H51V218H53V219H59L60 218V214H58V213H55L56 211H57V207H58V204L59 203H63V205L65 204L66 205V207H68V209L70 210V212L72 211V213L74 212L75 213V211L76 210H78L77 208L79 207V205L81 206V203L85 200V199H87L86 197H87V195L89 194H87V191H85V189H86V186L88 185H86L85 186V189L83 188L84 186L82 185V178L84 179L85 177H87V178H89L90 176L92 177V175H91V173H92V171H88L90 168L93 170V168H96L97 167V165H96V162ZM193 161H191V162H193ZM198 161V160H197ZM211 161V160H210ZM209 161V162H210ZM7 162H9V161H7ZM7 162L6 163H4V164H7ZM37 161H35V163H36ZM51 162V161H50ZM57 162H58V160H57ZM57 162L55 163L56 164V166H58L57 165ZM167 162H169V161H167ZM214 162V161H213ZM32 163V164H31ZM98 163V162H97ZM165 163V162H164ZM197 163H199V162H197ZM201 163V162H200ZM207 163V162H206ZM215 163H219V162H215ZM3 164V165H4ZM37 164V167H38V165L40 164V163H36ZM48 164H50V163H48ZM52 164H53V162H52ZM60 164V163H59ZM79 164V163H78ZM166 164V163H165ZM204 165H205V163H203ZM211 164V163H210ZM27 165V164H26ZM68 165V164H67ZM69 165H70V163H69ZM77 165V164H76ZM193 165H194V163H193ZM201 165V164H200ZM213 165V164H212ZM211 165V166H212ZM220 165V164H219ZM223 165V164H222ZM22 166V165H21ZM79 166H81V165H79ZM83 166V165H82ZM96 166V167H95ZM99 166V165H98ZM207 166V165H206ZM40 167V166H39ZM42 167V166H41ZM75 167V166H74ZM164 167H162V168H164ZM188 167L190 168V170L188 169ZM205 167V166H204ZM217 167V166H216ZM226 167V166H225ZM22 168V167H21ZM56 168V167H55ZM55 168L54 167H52V169H54V171H55ZM220 168V167H219ZM227 168V167H226ZM3 169V168H2ZM58 169L60 170V168L58 167ZM211 169V168H210ZM6 170H8V169H6ZM94 170H96V169H94ZM204 170V169H203ZM207 170V169H206ZM215 171H216V169H214ZM3 171H5V169L3 170ZM3 171L1 172V174L0 175H2L3 174ZM56 171H57V169H56ZM209 171V170H208ZM213 171V170H212ZM7 172V171H6ZM5 172V173H6ZM10 172V171H9ZM12 172V171H11ZM50 172H51V170H50ZM58 172V171H57ZM57 172H56V175H57ZM94 173H95V171H93ZM15 173V172H14ZM53 173V172H52ZM205 173V172H204ZM208 173H210V171L208 172ZM224 173V172H223ZM51 174V173H50ZM54 174V173H53ZM53 174H52V176L51 175H49L50 177H51V180L53 179L52 177H53ZM59 174V173H58ZM96 174V173H95ZM5 175V174H4ZM11 175V174H10ZM16 175H17V173H16ZM152 175V174H151ZM205 174H203L202 173V176H204ZM207 175V174H206ZM3 176V175H2ZM94 176V175H93ZM23 177V176H22ZM22 177H21V179H20V181L22 180ZM55 177V176H54ZM144 177V176H143ZM155 177V176H154ZM166 177V176H165ZM209 177V176H208ZM2 178H5V177H2ZM6 178H8V177H6ZM5 178V179H6ZM58 178V177H57ZM87 178H85V180L87 179ZM94 178H96V177H94ZM159 177H157V178H154V180L156 179H158ZM161 178V177H160ZM5 179H3L4 181H5ZM162 179V178H161ZM161 179H158V180H161ZM206 179V178H205ZM24 180V179H23ZM22 180V181H23ZM50 179H49V181L50 182H52ZM55 180L57 181V179L55 178ZM54 180V181H55ZM92 180V179H91ZM96 180V179H95ZM145 180V179H144ZM152 180V179H151ZM150 180V181H151ZM155 180V181H156ZM8 181V180H7ZM21 181V182H22ZM32 181V182H31ZM60 181V182H61ZM148 181H149V179H148ZM147 181V182H148ZM154 181V182H155ZM163 181V180H162ZM162 181H160V182H162ZM0 182H2V181H0ZM25 181H23V183H24ZM59 182V181H58ZM86 182V181H85ZM89 182V181H88ZM157 182V181H156ZM202 182H203V180H202ZM3 183V182H2ZM141 183H145V181L143 182H141ZM148 183H151L152 184V182H148ZM148 183H147V185H148ZM201 183V182H200ZM12 184H14V182L12 183ZM17 184H19V183H17ZM33 184V186L35 187V185ZM53 184V183H52ZM83 184H84V182H83ZM149 185L150 187L152 186V185ZM202 184V183H201ZM4 185H6V184H4ZM26 185V184H25ZM25 185H23L24 187H25V189L27 188ZM30 185V184H29ZM29 185H27V186H29ZM32 185V184H31ZM53 185H56V183H54ZM146 185V184H145ZM144 185V186H145ZM153 185H156V183L154 184L153 183ZM159 185V184H158ZM160 185H161V183H160ZM160 185H159V187H160ZM172 185V184H171ZM17 186V185H16ZM16 186H15V188H16ZM48 186V187H47ZM57 186V187H58ZM89 186V185H88ZM144 186H143V188H144ZM157 186V185H156ZM172 186H174V185H172ZM7 187V186H6ZM10 187V186H9ZM146 187V186H145ZM149 187V188H150ZM153 187V186H152ZM151 187V188H152ZM10 188H12V187H10ZM14 188V187H13ZM36 188H39V187H36ZM53 188H55L54 186H53ZM90 188V187H89ZM151 188H150V190H151ZM156 188V187H155ZM171 188V187H170ZM3 189V188H2ZM22 189V188H21ZM25 189H24V191H25ZM174 189V188H173ZM177 189V188H176ZM201 189V188H200ZM8 190H10V189H7V191ZM12 190V189H11ZM17 190V189H16ZM38 189H36V191H37ZM144 190V189H143ZM147 190H148V186H147ZM146 190V191H147ZM157 190H158V188H157ZM156 190V191H157ZM165 190V191H166ZM168 190H169V188H168ZM171 190V189H170ZM3 191H5V190H3ZM3 191L0 193V218H4V219H7V220H14L15 219V221H16V214H15V211L16 212H19V211H17V208H18V205H21L20 203L18 204V202L20 201H18V199L16 200V197L14 198L13 196H14V194H13V196H12V194L10 193L11 191H8V192H4L3 193ZM30 191V190H29ZM89 191V190H88ZM145 191V190H144ZM162 191V190H161ZM182 191V190H181ZM180 191V192H181ZM15 191L13 190V193H14ZM40 192H38L39 194H40ZM148 192V191H147ZM163 192H164V190H163ZM167 192V191H166ZM171 192V191H170ZM194 192V193H193ZM27 193V192H26ZM30 193V192H29ZM48 193H51V192H48ZM159 193L160 194H162L161 192H160V189H159ZM169 192H167L166 193V195L168 194ZM172 193H173V191H172ZM176 193V192H175ZM35 195H37L36 193H34ZM149 194H152V193H150L149 192ZM157 194V193H156ZM174 194V193H173ZM177 194H179V193H177ZM182 194V193H181ZM180 194V195H181ZM91 195V194H90ZM147 195V194H146ZM159 195V194H158ZM157 195V196H158ZM165 195V194H164ZM163 195V196H164ZM165 195V196H166ZM53 196V195H52ZM89 196V195H88ZM150 196V195H149ZM153 196V195H152ZM174 196V195H173ZM183 196V195H182ZM253 196V195H252ZM29 197V196H28ZM34 197V196H33ZM36 197V196H35ZM35 197H34V199H35ZM39 196L37 195V197L36 198H38ZM160 197H161V195H160ZM167 197V196H166ZM172 197V196H171ZM196 197V196H195ZM151 198V197H150ZM149 198V199H150ZM153 198H154V196H153ZM153 198H151V199H153ZM157 198V197H156ZM162 198H164V197H162ZM157 199H161V198H157ZM165 199V198H164ZM174 199V198H173ZM178 199V198H177ZM176 199V200H177ZM185 199H186V197L184 198V201H185ZM192 199H195V198H192ZM253 199V198H252ZM163 200V199H162ZM161 200V201H162ZM167 200V199H166ZM175 200V199H174ZM174 200H173V203H174ZM190 201H191V199H189ZM188 199H187V201H189ZM208 200V199H207ZM34 201V200H33ZM38 201V202H37ZM149 202H147V206L146 207H150V205H148V203H150V202H152L151 200H148ZM155 201V200H154ZM158 201V200H157ZM183 201V200H182ZM165 202V201H164ZM169 202V201H168ZM176 202V201H175ZM178 202V201H177ZM23 203V202H22ZM154 203V202H153ZM159 203H161V202H159ZM185 203H187L186 201H185ZM185 203H184V205H185ZM85 204V203H84ZM158 204V203H157ZM156 204V205H157ZM179 204H181L180 202H179ZM39 205V206H40ZM145 205H146V203H145ZM155 205V204H154ZM155 205V206H156ZM162 205H163V203H162ZM183 205V204H182ZM183 205V206H184ZM188 205V204H187ZM36 206H38V205H36ZM59 206H60V204H59ZM152 206V205H151ZM170 206V205H169ZM23 207V206H22ZM65 206H63V208H64ZM145 207V206H144ZM168 207V206H167ZM176 207V206H175ZM20 208H21V206H20ZM57 208V209H56ZM150 208H152L153 209V207H150ZM150 208H148V210L150 209ZM162 207H160V209H161ZM164 208H165V206H164ZM173 208H174V206H173ZM183 208V207H182ZM19 209V208H18ZM37 209V208H36ZM55 209H56V211H55ZM60 209V208H59ZM58 209V210H59ZM147 209V208H146ZM154 209H155V207H154ZM159 209V208H158ZM37 210H39V209H37ZM67 210V209H66ZM65 210V211H66ZM143 210H144V208H143ZM173 210V209H172ZM171 210V211H172ZM179 210H180V208H179ZM42 211V212H43ZM63 209H62V211H60V212H62L63 213ZM147 211V210H146ZM175 211V210H174ZM67 212V211H66ZM158 212V211H157ZM156 212V213H157ZM165 212V211H164ZM163 212V213H164ZM38 213V212H37ZM40 213V212H39ZM65 213V212H64ZM72 213H71V215H72ZM73 213V214H74ZM146 213V212H145ZM150 213V212H149ZM152 213V212H151ZM156 213H154L153 212V214H155V215H157ZM54 214V215H53ZM66 214V213H65ZM68 214V213H67ZM70 214V213H69ZM75 214H78V212L76 211V213ZM158 214H159V217H160V214H162V213H159L158 212ZM238 214V213H237ZM39 215H41V214H39ZM53 217H52V216ZM62 215V214H61ZM149 215V214H148ZM151 215V214H150ZM150 215H149V217H150ZM227 215V214H226ZM229 215V214H228ZM28 216V215H27ZM50 216H51V218H50ZM70 216V215H69ZM152 217H153V215H151ZM164 216H165V213L162 215V217L164 218ZM41 217H42V215H41ZM43 217H46V216H43ZM42 217V218H43ZM62 217V216H61ZM65 216H63V218H64ZM148 217V218H149ZM165 217H167V216H165ZM40 218V217H39ZM67 218V217H66ZM70 218H72V217H70ZM156 218V217H155ZM169 218V217H168ZM167 218V219H168ZM199 219H200V217H198ZM47 219V218H46ZM62 218H60L59 219V221L61 220ZM73 219H74V217H73ZM150 219V218H149ZM152 219V218H151ZM153 219H154V217H153ZM152 219V220H153ZM157 219H159L158 217H157ZM164 219H166V218H164ZM66 220V219H65ZM68 220V219H67ZM148 220V219H147ZM152 220H151V222H152ZM160 220H162V218L160 219ZM201 220V219H200ZM14 221V222H15ZM49 221H51V220H49ZM71 221V220H70ZM74 221H76L75 219H74ZM73 221V222H74ZM153 221H157V223L159 222L160 223V221H158V220H153ZM163 221V220H162ZM202 221V220H201ZM0 222H2L1 221V219H0ZM9 222V221H8ZM56 222H58V221H56ZM164 222V221H163ZM165 222H167V221H165ZM164 222V223H165ZM198 222H200V221H198ZM198 222H196L197 224H198ZM203 222V221H202ZM5 223V222H4ZM6 223H7V221H6ZM10 223H11V221H10ZM61 223V222H60ZM75 223V222H74ZM153 223V222H152ZM151 223V224H152ZM157 223H156V226L158 227L159 226V224L157 225ZM201 223V222H200ZM64 224V223H63ZM11 225H12V223H11ZM70 225V224H69ZM150 225V224H149ZM164 225V224H163ZM200 226L201 225H203L202 223L201 224H199ZM197 226L196 224H195V229H194V234L195 235H197V234H200V231H202L201 229H202V226H201V229H200V226ZM204 225H205V223H204ZM13 226V225H12ZM14 227V226H13ZM62 227V226H61ZM64 227V226H63ZM160 227V226H159ZM167 227V226H166ZM192 228V227H191ZM157 229V228H156ZM193 229V228H192ZM1 230V229H0ZM224 230H226V229H224ZM70 231V230H69ZM192 232V231H191ZM228 233V230H226L225 232H223V237H226V234ZM202 233V232H201ZM194 234H192V235H194ZM194 235V236H195ZM193 236V237H194ZM198 236V235H197ZM196 236V237H197ZM214 236V235H213ZM212 238H214V237H212ZM100 240V239H99ZM106 241V240H105ZM261 242L260 243H264V240L261 238V240H260ZM261 245V244H260ZM5 250V249H4ZM5 252H7V251H3L2 249H0V259L1 258H3L5 255H6V253ZM226 255V254H225ZM224 255V256H225ZM226 257H227V255H226ZM230 257V256H229ZM228 257V258H229ZM232 259H233V257H232ZM8 263L7 264H11L10 263V261H7ZM6 264V263H5Z\"/></svg>",
  "mask_w": 264,
  "mask_h": 264
}]
</instances>
